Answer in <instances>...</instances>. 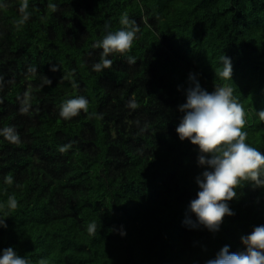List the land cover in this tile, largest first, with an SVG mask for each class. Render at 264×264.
Wrapping results in <instances>:
<instances>
[{"label":"trees","instance_id":"obj_1","mask_svg":"<svg viewBox=\"0 0 264 264\" xmlns=\"http://www.w3.org/2000/svg\"><path fill=\"white\" fill-rule=\"evenodd\" d=\"M20 4L0 0V129L20 137L0 135V255L11 247L30 264H207L225 246L245 251L242 238L264 226V186L243 183L228 201L234 214L209 230L190 204L211 169L176 128L194 74L209 92L233 89L246 143L264 152V0H28L24 23ZM125 15L138 28L132 49L94 71V45ZM223 55L231 80L217 77ZM76 96L88 112L63 119L62 103Z\"/></svg>","mask_w":264,"mask_h":264},{"label":"clouds","instance_id":"obj_2","mask_svg":"<svg viewBox=\"0 0 264 264\" xmlns=\"http://www.w3.org/2000/svg\"><path fill=\"white\" fill-rule=\"evenodd\" d=\"M28 7V0H21L19 23L29 19ZM120 23L124 27L114 32L108 31L94 45L102 49L100 61L93 65L94 71L101 72L111 68L113 62L108 59L110 55L123 56L132 49L138 28L126 15ZM127 59L130 64L136 62L133 56H128ZM231 75V60L223 55L217 77L231 80ZM189 79L194 87L188 89L187 101L180 106V111L185 115L176 132L181 141L187 139L198 146V163L211 169L204 171L202 178L197 179L201 190L197 193V198L191 201L190 208L200 224L211 231H218L224 217L234 214L228 201L236 198L238 187L245 182L264 186V152L246 143L247 133L242 130L246 124L245 110L234 98L231 87L220 86L209 92L201 88L194 74H190ZM47 82L52 83L50 79ZM73 86L76 87L75 84ZM88 104L84 96H76L62 103L59 114L63 119L70 120L80 115L81 111L87 113ZM258 115L264 121V111L258 112ZM0 135L11 143L20 142L14 127L0 129ZM67 147L63 146L60 150L65 151ZM6 182L10 184L12 178L7 177ZM5 207L9 211L18 207L14 195L8 197ZM0 226H6L4 218H0ZM96 230L95 222L88 225L90 234L94 235ZM242 243L246 246L245 251L230 253L225 246L207 264H264V226L255 227L250 235L242 238ZM0 264H30V261L9 247L0 255Z\"/></svg>","mask_w":264,"mask_h":264}]
</instances>
